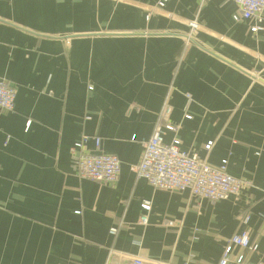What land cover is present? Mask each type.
Segmentation results:
<instances>
[{"label":"crops","instance_id":"obj_1","mask_svg":"<svg viewBox=\"0 0 264 264\" xmlns=\"http://www.w3.org/2000/svg\"><path fill=\"white\" fill-rule=\"evenodd\" d=\"M161 1L0 0V79L16 92L0 111V264H219L243 233L258 249L230 264L264 262V21H234L233 0ZM165 101L183 151L250 182L237 200L131 171ZM97 138L121 161L114 185L78 175L71 148Z\"/></svg>","mask_w":264,"mask_h":264},{"label":"built area","instance_id":"obj_2","mask_svg":"<svg viewBox=\"0 0 264 264\" xmlns=\"http://www.w3.org/2000/svg\"><path fill=\"white\" fill-rule=\"evenodd\" d=\"M168 0H162L159 7H164ZM238 12L233 16L234 21L255 20L262 24L264 21V0H233ZM192 31L200 29L197 22L190 23ZM254 32L261 30L259 26L252 29ZM16 92L7 81L0 79V111H12L15 107ZM173 106L165 101L159 113L157 124L150 139L144 143V151L138 164L131 167V171L137 178L145 180L150 186L166 191H189L201 200L212 203L224 201L230 198L236 200L242 192L251 184L241 178H236L228 173L226 166H213L191 156L180 147L178 138L181 126L172 122ZM190 118V116H186ZM167 133H174L173 140L165 141ZM101 139H96V151L85 152L83 144L77 143L71 148V154L75 159L76 168L80 178L96 181L103 184H116L121 175V161L117 156L101 151ZM208 144L206 149H211ZM145 210H150L149 204H144ZM249 216L243 218L247 224ZM147 217L141 219L140 224H147ZM172 225L173 223H169ZM234 247H241L251 251L258 249L253 245L247 233L234 235L228 241L219 264H230ZM235 264H264V262L249 263L243 256L237 257ZM131 264H157L146 262L140 257L133 259Z\"/></svg>","mask_w":264,"mask_h":264}]
</instances>
